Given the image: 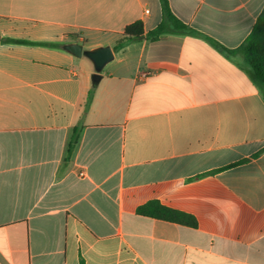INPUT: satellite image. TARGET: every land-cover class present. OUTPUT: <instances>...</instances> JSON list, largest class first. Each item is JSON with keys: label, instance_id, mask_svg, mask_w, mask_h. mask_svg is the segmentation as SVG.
<instances>
[{"label": "crops", "instance_id": "1", "mask_svg": "<svg viewBox=\"0 0 264 264\" xmlns=\"http://www.w3.org/2000/svg\"><path fill=\"white\" fill-rule=\"evenodd\" d=\"M169 4L228 49L264 9ZM137 21L155 29L160 1L0 0V264H264V90L204 38L115 52ZM67 44L112 48L97 86ZM150 202L197 225L140 215Z\"/></svg>", "mask_w": 264, "mask_h": 264}, {"label": "trees", "instance_id": "2", "mask_svg": "<svg viewBox=\"0 0 264 264\" xmlns=\"http://www.w3.org/2000/svg\"><path fill=\"white\" fill-rule=\"evenodd\" d=\"M159 1L162 8L161 23L147 34H145L144 24L141 21H137L127 26L123 37L113 48L115 52L124 49L127 45L134 42L142 41L144 39L151 42H157L159 39L167 35H186L204 38L214 49H216L227 59L236 60L237 58H241L247 65L254 81L264 90V9L259 15L252 32L247 37L245 42L236 49H228L216 40L204 36L179 20L172 13L169 0ZM9 42L22 45H41L49 48L59 47L58 44L54 43H33L26 40H9ZM79 133L80 128L75 127L71 140V149L78 141ZM215 172L205 174L204 176ZM138 211L140 215L155 219L176 222L192 227L197 225V222L193 216L165 207L158 202H150L144 206H141ZM81 264L84 263L82 262Z\"/></svg>", "mask_w": 264, "mask_h": 264}, {"label": "water", "instance_id": "3", "mask_svg": "<svg viewBox=\"0 0 264 264\" xmlns=\"http://www.w3.org/2000/svg\"><path fill=\"white\" fill-rule=\"evenodd\" d=\"M63 49L77 58L85 57L92 62L95 69L92 75L94 86L99 84L103 69L114 60V53L110 46L85 50L81 44H67Z\"/></svg>", "mask_w": 264, "mask_h": 264}, {"label": "built area", "instance_id": "4", "mask_svg": "<svg viewBox=\"0 0 264 264\" xmlns=\"http://www.w3.org/2000/svg\"><path fill=\"white\" fill-rule=\"evenodd\" d=\"M147 77H148V74L144 73V74L141 75V78H143V79H146Z\"/></svg>", "mask_w": 264, "mask_h": 264}]
</instances>
